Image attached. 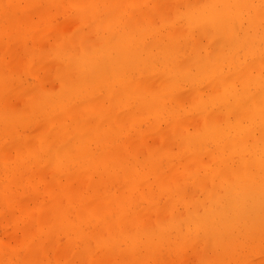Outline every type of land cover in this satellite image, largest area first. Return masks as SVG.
I'll use <instances>...</instances> for the list:
<instances>
[{
    "label": "rangeland",
    "instance_id": "374dc122",
    "mask_svg": "<svg viewBox=\"0 0 264 264\" xmlns=\"http://www.w3.org/2000/svg\"><path fill=\"white\" fill-rule=\"evenodd\" d=\"M187 2L192 8L197 2L203 4L200 0H138L137 5L134 0H122L120 3L119 0H0V264L218 262L220 255L217 249L207 248L204 241L196 243L190 239L197 232L194 228L189 230L187 227L185 206L181 203L177 205L179 213L184 215L180 219L183 224L181 230L172 227L169 191L162 190V186L157 185L151 188L138 181L140 173L152 177L179 165L182 167L176 169L172 177L181 179L185 173L183 165L192 162L189 148L179 140H165L157 133L155 126L150 128L148 110L135 108L130 111L126 103L112 109L106 93V82L100 81L95 85L96 81H91V78L77 76L78 71H81L80 66L69 63L73 57L79 59L85 54L81 43L82 34L85 40L95 45H103L109 39L106 30L109 26L101 31L94 30V26L103 23L106 25L108 19L105 16L110 11L115 13L119 7L120 14L115 15V20L121 14L134 10L147 11L150 5L157 3L170 12L169 21L175 22V11L169 8L179 5L177 10L180 12ZM163 23L161 16H154L155 26H162ZM234 30L235 33L229 38L231 46H234L232 51L235 49L232 54L238 51L235 56L244 62L246 48L236 46L237 24ZM252 30L253 28H249L246 34L250 36ZM178 35L182 49L179 54H189L195 40L185 32ZM211 35L210 33L209 37L202 38V43L210 44ZM112 37L113 41L118 38ZM259 43L260 41L256 42ZM203 49L204 47L201 48L202 53ZM247 50L258 54L256 47L247 46ZM151 56L147 65L148 70L153 72L162 60L157 59L156 55ZM190 63L196 67L199 60L195 57ZM144 67L145 63L140 66L133 63L132 71L136 72ZM202 68V72L207 74L214 67L206 65ZM165 69L160 68L159 71ZM139 76L138 73L135 77ZM186 83L181 81L179 85V90L183 93L195 88V84ZM115 87L118 89V86ZM146 94L147 97L150 96ZM55 95L64 102L71 100L69 105H74L81 97L100 95L101 105L96 107V111L115 113L117 121H114L113 130L107 133L104 130L92 132L89 141L91 150L100 153L98 143L109 140L114 141L113 146L121 145L125 141V134L131 132L133 144L128 147L129 152H118L104 168L85 171L87 166L78 157V144H64L72 136L69 132L57 131L54 134L56 143L50 150L39 136L50 133L48 112L56 115L62 110L63 103L57 102L59 100L54 98ZM194 99L193 95H188L185 106L191 101L189 105L194 107ZM180 109L178 115L192 121L189 127L201 120L199 115H188L184 106ZM76 112L78 120L82 117H96L93 109H76ZM86 112H92L93 117ZM10 121L14 123L11 125ZM100 125L101 123H96L95 127ZM135 125L137 130L132 131ZM164 126L166 124L162 125L163 129ZM105 127L108 128V123ZM165 130L169 131L168 137L173 136L169 128L166 127ZM143 132L153 137L156 148L153 160L150 158V150L143 143ZM199 145L203 147L201 153L206 154L207 148L212 144L206 145L202 141ZM164 146L166 148L162 149ZM200 167L192 164L191 170L206 173ZM133 181L137 183L130 187L129 184ZM169 181L172 182L171 178ZM188 189L197 200L203 197L205 191L203 186L192 183H188ZM151 196L159 206H164L163 215L168 222L166 228L170 240L164 241L161 247L157 246L153 253L144 251L136 254L122 234L125 225L132 223L127 229L131 230V236H136L139 232L136 225L145 221L150 233L160 234L157 209L152 207ZM130 212L141 215L139 219L123 224L125 215ZM105 220L109 224H104ZM251 230L253 231H250L251 235L246 238V243L239 242L232 251L237 256L244 255L241 258L245 262L262 263L264 224L260 226L258 223ZM182 241L186 244L182 245ZM176 245L178 249L173 250ZM233 255L231 253L227 257V262L230 263L229 257Z\"/></svg>",
    "mask_w": 264,
    "mask_h": 264
},
{
    "label": "bare ground",
    "instance_id": "6f19581e",
    "mask_svg": "<svg viewBox=\"0 0 264 264\" xmlns=\"http://www.w3.org/2000/svg\"><path fill=\"white\" fill-rule=\"evenodd\" d=\"M200 1L203 4L197 2L194 8L188 1L180 12L177 10L179 5L170 6L169 9L175 11V22L169 21L170 12L157 3L150 5L147 11L134 10L121 14L114 20L117 17L115 15L120 14L118 7L117 12L110 11L105 16L108 19L106 25L103 23L94 26L96 31L109 26L106 30L111 42L106 39L105 44L95 45L85 40L82 34L81 43L85 54L79 59L73 57L69 63L80 66L81 71H78L77 76L91 78V81H96L95 85L100 81L106 82V93L112 109L126 103L130 111L135 108L148 110L150 128L155 126L162 138L179 140L191 151L192 162L183 165L185 173L181 179L172 177L181 165L152 177L140 173L138 179L140 184L151 188L155 185L162 186V190L169 191L172 227L181 230L183 225L180 219L184 215L179 213L177 207L181 203L187 211L184 218L188 229L194 228L197 232L190 239L196 243L204 241L207 248L217 249L220 259L215 264H255L245 262L241 258L244 255L237 256L232 249L239 242L246 243L245 240L251 235L250 231L254 230L251 229L255 225L264 224V0ZM137 3L138 0H134V4ZM155 15L162 17V26L153 24ZM236 24V46L246 48L244 62L235 56L238 51L232 54L235 49L232 51L234 46H231L229 38L235 33ZM249 28H253L250 36L246 34ZM181 32L188 33L195 40L189 54H179L182 49L178 33ZM210 33L211 43L203 44L202 38L209 37ZM112 36L118 37L116 41H113ZM257 41L260 43L256 44ZM247 46L258 48V54L248 51ZM203 47L204 53L201 52ZM240 49L237 50L240 52ZM151 55L162 60L153 72L148 70L147 65ZM195 57L199 60L196 67L190 63ZM133 63L139 66L145 63V67L135 72L132 71ZM206 65L214 67L207 74L202 72V67ZM160 68L166 69L159 71ZM138 73L140 76L135 77ZM181 81L193 83L195 88L188 91V94L183 93L179 90ZM146 93L150 96L147 97ZM188 95L195 98L194 107H190L191 101L185 106ZM99 97L100 95L81 97L74 105H69L71 100L64 102L55 95L54 98L59 100L57 102L63 103L62 110L56 115L48 112L50 133L39 136L42 143L51 150L56 143L54 134L57 131L69 132L72 136L64 144H78V157L85 162V171L106 167L110 158H114L122 150L129 152L128 147L133 144L132 133L128 132L121 145L113 146L114 141L109 140L98 143L100 153L91 150L89 141L92 132L104 130L107 133L113 130L114 121H117L115 113L96 111V107L101 105ZM182 106L187 108L188 115H199L201 120L189 127L192 121L178 115ZM76 109H93L95 119L98 118L82 117L78 120ZM86 113L93 117L92 112ZM130 114L134 115L133 112ZM132 118L136 119L134 116ZM10 123L12 125L14 122ZM96 123L101 125L95 127ZM106 123L108 128L105 127ZM163 124H166L164 129ZM166 127L173 132L172 137L167 136L169 131L165 130ZM134 130H137L136 125L132 128ZM143 135V143L150 150V158L153 160L156 156L153 137L145 132ZM202 141L206 145L212 144V147H206V154L201 153L203 147L199 144ZM165 148L166 146L162 147ZM192 164L201 166L206 173L191 170ZM134 183L137 181L131 182L129 186L133 187ZM188 183L203 186V197L194 199L188 191ZM149 198L152 207L157 209L159 235L150 233L145 221L146 224L141 222L136 225L139 232L136 236H131V230L128 231L127 228L132 223L127 222L139 219L141 214L130 212L124 218L123 224H127L122 237L127 244L132 245L136 254L144 251L153 253L157 246L161 247L164 241L170 240L166 228L168 222L163 215L164 206L154 202L152 196ZM104 224L109 222L105 220ZM182 242V245L186 244ZM240 247L239 249L242 248ZM177 249V245L173 247V250ZM239 249L237 251L240 252ZM231 253L234 255L229 257V263L226 259Z\"/></svg>",
    "mask_w": 264,
    "mask_h": 264
}]
</instances>
